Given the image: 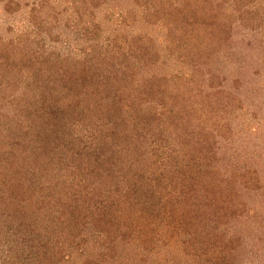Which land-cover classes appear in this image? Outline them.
<instances>
[{
  "label": "rangeland",
  "instance_id": "obj_1",
  "mask_svg": "<svg viewBox=\"0 0 264 264\" xmlns=\"http://www.w3.org/2000/svg\"><path fill=\"white\" fill-rule=\"evenodd\" d=\"M0 264H264V0H0Z\"/></svg>",
  "mask_w": 264,
  "mask_h": 264
},
{
  "label": "trees",
  "instance_id": "obj_2",
  "mask_svg": "<svg viewBox=\"0 0 264 264\" xmlns=\"http://www.w3.org/2000/svg\"><path fill=\"white\" fill-rule=\"evenodd\" d=\"M149 80V81H148ZM148 80H146V81H148V84L146 85L147 87H151L150 85H149V82H150V79H148ZM145 81V82H146ZM57 126V127H56ZM58 126H60L59 125V123H57V125L56 124H53V127L51 128V129H53V132H57L58 133V131L61 129L60 127H58ZM63 126V125H62ZM44 149V151H45V153L47 154V150H49V149H51V147H48L47 148V146H46V144H45V147L43 148ZM158 169H159V167H158ZM153 174L152 175H150L151 176V180H159V183H163L165 186L164 187H166V184L168 183H171L172 185H174V187H176V185H177V183L178 182H180V183H182L184 186H186L187 188H189L190 187V185H189V178L190 177H187V176H189V175H184L185 173H181V171H177L175 174H172V173H165V172H158V171H153L152 172ZM153 178V179H152ZM161 178H163V181H161ZM174 183V184H173ZM217 184H219L218 182H217ZM163 187V188H164ZM191 188V187H190ZM183 190L181 189V192H182ZM180 195L181 196H183V198L184 197H187V199L185 200V204L184 205H186V204H188V201L190 202V199H193V196L190 198V196H191V194H186V193H184L183 195L180 193ZM145 196V198H137L138 199V201H140V200H143V203H141V204H143L144 206H146V204H149V202H150V204L151 205H155V203L156 202H154V201H158V199H159V197L158 196H156V194H154L153 192L150 194V195H144ZM181 196H174V197H172V196H167V199H166V201L167 202H171L172 204H173V208H172V210H174L175 208H177V202H180V200H182V198H181ZM190 198V199H189ZM135 199V198H134ZM153 199H154V201H153ZM133 200V199H132ZM135 201V200H134ZM95 220H96V218H95ZM97 221V220H96Z\"/></svg>",
  "mask_w": 264,
  "mask_h": 264
}]
</instances>
